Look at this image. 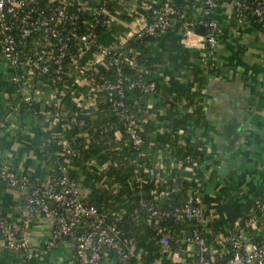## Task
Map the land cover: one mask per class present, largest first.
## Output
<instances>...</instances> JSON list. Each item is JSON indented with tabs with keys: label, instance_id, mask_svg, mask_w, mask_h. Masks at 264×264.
<instances>
[{
	"label": "crops",
	"instance_id": "1",
	"mask_svg": "<svg viewBox=\"0 0 264 264\" xmlns=\"http://www.w3.org/2000/svg\"><path fill=\"white\" fill-rule=\"evenodd\" d=\"M55 1L89 11L103 2ZM160 1L110 0L113 5L105 27L97 35V44L77 59L68 75L74 85L87 88L97 64L105 59L99 48L124 53L128 64L157 82V90L146 95L142 102V111L151 124L147 134L155 138L163 133L167 137L176 136L175 145L182 148L198 143L209 156L199 167L197 178L194 174L183 175V167L175 178L198 185L205 203L233 199L247 207L264 187V32L252 19L238 22L232 4L221 1L212 13L219 25L214 68L208 67L205 47L182 44L181 28L175 20L169 29L148 40L141 51L131 54L123 51L132 34L153 19L150 8L158 7ZM201 1L194 5L197 20L201 19ZM9 73L8 64L0 58V109L5 107L0 119L8 120L0 128V168L26 173L42 184L53 169L43 152L51 125L47 116L37 120L27 109L12 112L20 95L10 83ZM37 88L34 95L37 108L43 109L58 97L43 79L37 82ZM83 98L81 95L80 99ZM93 104V98H87L86 105ZM119 135L117 131L116 138ZM224 162L228 163V174L222 176L218 167ZM28 190L0 185V210L13 227L24 232L25 246L39 251V256L26 260L21 252L8 250L0 236V264H78L70 239L47 246L53 219L27 209ZM90 190L83 189V197H89ZM206 229L208 235L215 233L212 222ZM148 241L149 237L144 235L139 244L133 243L136 258ZM160 261L156 259L154 263ZM101 264L117 262L107 256Z\"/></svg>",
	"mask_w": 264,
	"mask_h": 264
},
{
	"label": "built area",
	"instance_id": "2",
	"mask_svg": "<svg viewBox=\"0 0 264 264\" xmlns=\"http://www.w3.org/2000/svg\"><path fill=\"white\" fill-rule=\"evenodd\" d=\"M53 1L0 0V58L8 64L9 81L20 95L19 102L12 106L14 114L22 109H33L32 114H35L34 95L40 79L58 92L59 84L64 82L66 60L72 57L75 64L82 54L93 48L97 44L98 26L107 22L108 12L102 2L93 10L88 26L80 30L78 13L70 11L69 5H55ZM221 1L232 4L238 22L252 19L264 32V0H202L201 19L181 22V42L186 46L205 47L210 68L215 67L213 55L219 26L212 13ZM177 15L183 17L185 14L177 8L175 0H161L155 17L130 38L142 39L164 32L172 26ZM199 25L204 28L203 35L195 32ZM74 47L79 52L77 58ZM118 51L99 48L101 56L108 57L117 66L121 57ZM134 88L150 94L156 91V83L133 79L118 68L116 79L101 86L111 109L123 118L127 140L139 149L144 142L142 130L126 104V90ZM7 121L0 119V128H4ZM60 155L63 164L55 167L56 173H51L44 183L33 181L26 173L0 168V185L28 187L27 209L30 212L37 210L53 219L47 246L67 238L72 242L78 264H101L107 256L117 264H132V258H136L133 243L123 235L116 220H108L105 213L84 201L77 182L69 174L78 151L64 142ZM182 167L194 174L192 168L184 166L181 160L171 164L170 175L176 177ZM149 175L153 176L152 170ZM139 205L147 213L146 222L153 220L156 227L164 220L171 224L184 220L190 222V228L180 229L177 235L171 228L165 232L157 230L156 243L165 253L167 263L154 264H264V203L256 201L250 205L249 212L238 219L234 230L226 227L224 232L212 235H208L206 226L218 216L215 203L204 202L198 185L192 184L185 199L173 207L157 208L142 200ZM249 229L254 230L253 235L247 232ZM186 232H190V236H186ZM0 236L8 250L13 253L21 250L26 260L39 256V251L25 246L24 232L13 227L1 210Z\"/></svg>",
	"mask_w": 264,
	"mask_h": 264
},
{
	"label": "trees",
	"instance_id": "3",
	"mask_svg": "<svg viewBox=\"0 0 264 264\" xmlns=\"http://www.w3.org/2000/svg\"><path fill=\"white\" fill-rule=\"evenodd\" d=\"M43 2L46 3L47 0ZM53 3L59 5L55 0ZM103 3L107 12L110 11L113 3L110 0H103ZM194 5H197V0L176 3L177 8L185 14L183 17L179 15L175 17L177 25L181 26L184 19L198 21L194 15ZM69 10L78 13L80 30L85 29L92 20L93 11L82 10L74 5L69 6ZM157 11L158 7L150 8L153 18ZM104 27L105 24L98 26L97 32L99 33ZM152 37L130 38L123 51L128 54L132 51H141L143 45ZM74 50L77 58L79 54L77 47H74ZM73 65V58L69 57L66 60L64 82L59 84L58 97L55 101L48 103L43 109L37 108L35 101L33 103L36 119L41 120L47 116L51 125L50 134L43 148L53 168L51 173H56L55 167L63 164V157L60 155L62 145L64 142L69 143L78 151L77 157L72 161L73 167L69 170V174L77 183L80 177L85 175L83 187L79 188L80 192L89 189L90 182L95 184V188L90 190L89 203L105 213L108 220H116L118 228L132 243L139 244L144 235L149 237V241L142 246L140 259L132 258L131 263L153 264L156 259L167 263L165 253L160 251L156 243L157 230L165 232L171 228L177 235L180 229L190 228V222L184 220L171 224L168 220H164L159 227H156L153 220L146 222L147 213L140 207L139 201L142 200L146 205L157 208L173 207L176 203H181L192 183L189 180L172 177L171 164L183 160V165L190 166L194 175L198 176L199 167L209 159V156L205 148L198 143L182 148L175 145L176 136L167 137L164 133L158 138L149 136L147 131L151 124L142 111L143 99L148 94L142 93L137 88L126 90V104L139 122L144 142L139 149L131 145L125 134L123 118L111 109L106 93L101 89L103 84L116 79L118 68L133 79L150 80L135 66L127 64L124 53L121 54L118 66L112 64L108 57L97 64L95 74L89 77L87 88L74 85L73 78L68 75ZM155 83L157 90V82ZM90 89L91 91L88 92ZM81 95L85 98L80 99ZM89 97L94 100L91 106L86 105ZM117 131L120 134L119 139L116 138ZM150 170L153 171V176L149 175ZM256 201L264 203V187L251 199L247 207L239 205L233 199L216 202L215 209L218 216L211 221L213 232H224L226 227L234 230L238 219L248 213L249 206ZM247 232L254 234L253 229ZM20 252L21 250L18 254Z\"/></svg>",
	"mask_w": 264,
	"mask_h": 264
},
{
	"label": "water",
	"instance_id": "4",
	"mask_svg": "<svg viewBox=\"0 0 264 264\" xmlns=\"http://www.w3.org/2000/svg\"><path fill=\"white\" fill-rule=\"evenodd\" d=\"M195 32H196L197 34L203 35V34H204V28H203L201 25H199V26L195 29ZM4 108H5V107H2V108L0 109V117H1L2 114L4 113ZM218 173H219L220 175H222V176H225V175L228 174V163H227V162L221 163V164L219 165V167H218ZM182 174L185 175V176H188V177H191V176H192V172H191V171L183 170V171H182ZM84 179H85V175H82V176L80 177L79 182L77 183L78 188L81 189V188L83 187V183H82V182L84 181ZM89 187H90L91 189H94V188H95V184H94L93 182H90V183H89ZM84 199L89 203V201H88V197H84ZM185 235H186V236H190V232H186Z\"/></svg>",
	"mask_w": 264,
	"mask_h": 264
},
{
	"label": "rangeland",
	"instance_id": "5",
	"mask_svg": "<svg viewBox=\"0 0 264 264\" xmlns=\"http://www.w3.org/2000/svg\"><path fill=\"white\" fill-rule=\"evenodd\" d=\"M194 178H197V176H194Z\"/></svg>",
	"mask_w": 264,
	"mask_h": 264
}]
</instances>
